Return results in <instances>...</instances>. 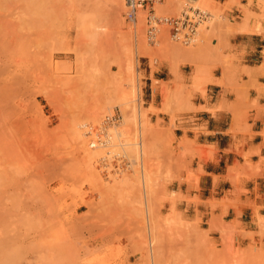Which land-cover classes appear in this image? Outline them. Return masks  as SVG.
Listing matches in <instances>:
<instances>
[{"label":"rangeland","instance_id":"374dc122","mask_svg":"<svg viewBox=\"0 0 264 264\" xmlns=\"http://www.w3.org/2000/svg\"><path fill=\"white\" fill-rule=\"evenodd\" d=\"M21 1L25 10L20 0H0V248L10 244L8 248L12 250L7 251L8 256L4 246L0 261L264 264V217L258 215L259 208H253L256 231L223 228L217 235L182 205L191 200L169 191L171 183L183 181L177 175L181 163L172 147L173 140L155 134L148 119V113L155 112L153 108L144 109L147 65L151 73L167 72L166 84L152 81V90H159L163 108L167 112L190 110L191 90L204 91L214 67L205 61L203 49L212 38H218L214 30L228 26L227 5L210 0L204 8V0H163L155 7L157 16L167 18L178 17L191 6L209 10L211 19L198 29L195 45L186 47L171 40L170 28L165 25L160 27L155 42L148 43L145 12L138 16L143 15L144 27L141 19L136 24L143 35L137 36L140 30L137 32L136 26L125 21V0H119V5L113 0H44L45 5L43 0L38 1L40 4L32 0L40 16L30 0ZM241 1L247 4L240 6L245 18L252 19L260 30L264 2L228 3L239 6ZM28 4L33 14L28 13ZM49 14L55 19H50ZM163 33L175 49L161 47ZM135 37L144 39V49L137 54ZM186 56L202 57L194 63ZM184 65L189 66V85L183 82L179 70ZM228 65L226 61L223 64ZM198 66L204 74L198 71L201 79L194 81ZM130 81L135 85L133 104L120 106L118 97L122 91H131ZM107 102L110 109L101 113L98 122L85 121L88 113ZM116 110L122 119L127 117V132L132 136L121 137L120 143L139 142L138 116L143 124L142 140L148 145L144 151L149 156L143 158L144 174L149 171L153 179L152 185L148 184L153 193L147 189V199L140 183V165L132 162L140 160L131 150L125 152L128 149L124 148L125 155L123 150L117 151L119 147L116 152L110 148L114 153L109 155V148L105 149L91 166L85 165L79 151L82 146L78 130L85 136L84 147H89V129H97L104 117ZM116 140L115 145L119 144ZM235 177L244 176L236 173ZM125 181L134 185L127 186L128 190Z\"/></svg>","mask_w":264,"mask_h":264},{"label":"crops","instance_id":"0c3cea01","mask_svg":"<svg viewBox=\"0 0 264 264\" xmlns=\"http://www.w3.org/2000/svg\"><path fill=\"white\" fill-rule=\"evenodd\" d=\"M212 1L227 5L229 24L215 30L218 38L203 49L205 61L214 66L205 90H191L190 110L167 112L159 90H152V81L168 80L167 72L151 73L146 65L144 109L153 108L148 119L155 134L173 140L181 163L177 175L183 181L171 183L169 191L191 200L182 205L217 235L223 228L256 231L253 208L264 217V24L257 33L249 19L245 32L240 6L246 3ZM199 57L185 59L199 62ZM225 61L229 65L223 73ZM188 68L179 67L186 85L190 84ZM236 173L244 177L237 178Z\"/></svg>","mask_w":264,"mask_h":264},{"label":"bare ground","instance_id":"6f19581e","mask_svg":"<svg viewBox=\"0 0 264 264\" xmlns=\"http://www.w3.org/2000/svg\"><path fill=\"white\" fill-rule=\"evenodd\" d=\"M1 1H3V0H1ZM12 1H13V0H11V1H9V0H6V1H5V0H4L5 3H6V2H7V3H8V2H12ZM28 1H29V0H28ZM28 1H27V2H28ZM30 1H31V2H30L29 4L34 3L32 0H30ZM38 1H40V0H37L36 3H38ZM113 1L116 2L118 5H119V3H120L119 0H113ZM190 1H191V2H197L198 0H190ZM209 1H210V0H204L203 3H205V4L202 3L201 6H203V7L206 6V3L209 2ZM232 1H235V0H232ZM259 1H260V2H261V1L264 2V0H259ZM15 2H16V1H15ZM15 2H14V3H15ZM20 2H21V4H19V5H22L23 3H22L21 0H20ZM20 2H19V3H20ZM52 2H53V1H52ZM52 2H51V3H52ZM171 2H172V1H171ZM0 3H1V2H0ZM14 3H13V4H14ZM16 3H17V2H16ZM16 3H15V4H16ZM24 3H25V2H24ZM36 3H35V4H36ZM41 3H42V2H41ZM49 3H50V1H49ZM51 3H50V4H51ZM176 3H177V1H176ZM29 4H28V7L30 6ZM35 4H32V5L34 6ZM38 4H40V2H39ZM43 4H44V5L46 4V3H44V0H43ZM50 4H49V5H50ZM122 4H123V3H122ZM122 4H120V5L123 6ZM0 5H1V7L3 6L2 4H0ZM6 5H8V4H6ZM17 5H18V4H17ZM24 5H25V4H24ZM24 5H22V6H24ZM32 5H31V6H32ZM44 5H43V6H44ZM47 5H48V4H47ZM47 5H46V6H47ZM161 5H162V4H161ZM174 5H175V3H174ZM121 6H120V7H121ZM177 6L179 7V3L177 4ZM177 6H176V7H177ZM4 7H5V5H4ZM38 7H39V5H38ZM29 8H30V7H29ZM195 8L199 9L198 7H195ZM204 8H205V7H204ZM26 9H27V8H26ZM38 9H39V8H38ZM46 9H47V8H46ZM48 9H49V8H48ZM115 9H116V8H115ZM118 9H119V8H118ZM0 10H1V9H0ZM5 10H6V9H4V11H5ZM7 10H9V8H7ZM23 10H25V6H24V9H23ZM34 10L37 11V9L35 8V6H34ZM42 10H43V9H42ZM44 10H45V9H44ZM44 10H43L42 12H44V14H45L46 11H44ZM49 10H50V9H49ZM49 10H48L47 13H49ZM121 10H122V9H121ZM1 11L3 12V10H1ZM1 11H0V13H2ZM27 11H28V13H29V11L32 13L31 8H30V10L27 9ZM27 11H25V12L27 13ZM6 12H7V11H6ZM21 13H24V12L21 11ZM37 13H38V11H37ZM37 13L35 12L34 15H33L32 17H35V14H37ZM47 13H46V15H47ZM207 13L210 14L209 10L207 11ZM32 14H33V13H32ZM32 14H30V15H32ZM40 14H41V13H40ZM40 14L38 13L37 15L40 16ZM139 14H142V13L140 12ZM139 14H138V16H139ZM21 15H22V14H21ZM46 15H45V16H46ZM50 15H51V14H49V18H50V19H55V18L53 17V15H52V18L50 17ZM27 16H28V14H27ZM42 16H43V13H42ZM47 16H48V15H47ZM142 16H143V15H142ZM142 16H140V18H137V19H141V20H140V23H142V27H144V26H143V25H144V24H143L144 20L141 18ZM24 17H25V16H24ZM26 18H27V20H28L29 17H26ZM37 18H38V17H37ZM47 18H48V17H47ZM116 18H117V17H116ZM30 19H32V21L35 20V18H34V19H33V18H29V20H30ZM39 19H40V18H39ZM20 20H21V19H20ZM20 20H19V22H22V23H23V21H20ZM23 20H24V19H23ZM27 20L24 21V22L26 23ZM48 21H50V20H48ZM52 21H53V20H52ZM116 21H118V20H116ZM248 21H249L248 18H244V19H243V22H242L243 24H241V26H243L242 29H243L245 32L247 31L246 26H247V24H248ZM30 22H31V21H30ZM41 22H42V21H41ZM43 22H45L44 19H43ZM43 22H42V23H43ZM46 22H47V19H46ZM50 22H51V21H50ZM137 23H138V22H137ZM23 24H24V23H23ZM28 24H30V23H28ZM32 24H33V23H32ZM19 25H20V24H19ZM26 25H27V24H26ZM22 26H23V25H20L21 28H23ZM31 26H32V25H31ZM131 28H132V27H131ZM138 28H140V27H138ZM138 28H137V25H136V31L138 32V30H140V31H139V34L137 33L136 35H137V36L139 35V36L142 37L143 33H141V32H143V31H142V29H138ZM143 30H144V29H143ZM214 31H215V30H214ZM214 31H213V32H214ZM260 31H261V30H259L258 28L256 29V32H257V33L260 32ZM247 32H248V31H247ZM249 32H250V31H249ZM253 32H254V31H253ZM256 32H255V33H256ZM261 32H262V31H261ZM134 33H135V32H134ZM165 33H166V32H165ZM165 33H163V35L161 36V43H160V44H161V47H165V48H168V49H175L174 47H171L170 44L168 43L167 38H166L167 35H165ZM161 34H162V32H161ZM136 35H135V36H136ZM135 38H137V39H135V40L137 41V42H135V43H137V46L135 45L136 47H134V48H135V52H136V54H137L139 51H141L140 49L143 47V43H142L141 41H143L144 39L139 40L138 37H135ZM138 40H139V43H138ZM168 40H169V39H168ZM159 41H160V40H159ZM156 43H157V42H156ZM138 44H139V45H138ZM141 44H142V45H141ZM142 49H144V47H143ZM140 53H141V52H140ZM139 55H140V54H139ZM136 57H138V56H136ZM132 58H133V57H132ZM135 60H136V59H135ZM191 63H192V62H191ZM194 63H195V62H194ZM199 67H201V66H198V69H199ZM223 67H224V66H223ZM130 68H131V67H130ZM202 68H203V67H202ZM224 68H225V67H224ZM200 69H201V68H200ZM200 69L197 70V67H196V69L194 70V71H196V73L194 74L195 76L193 77V80H194V81H199V80L201 79V76L204 74V73H203L204 70L202 69V72H200V71H201ZM171 71H172V70H171ZM171 71H170V72H171ZM198 71H199L202 75H201ZM173 72H175V71H172L171 73H173ZM130 73H131V72H130ZM132 74H133V73H132ZM172 75L174 76V75H176V74L173 73ZM174 79H175V78H174ZM176 79H177V77H176ZM176 79H175V81H176ZM133 81H134V80H133ZM133 81H132V82L130 81L132 84H131V86H130V88H131L130 90H131V91H129V93H127V92H125V91H122V92H120V96L118 95L119 97L117 96L118 93H116V97H118V102H119L120 106H125V107H127V106L130 105V103L133 104V101H134V100H132V98H134V96H135V85L133 84ZM167 81H168V80H167ZM173 81H174V80H173ZM171 83H172V82H171ZM173 83H174V82H173ZM165 84H166V82H165ZM128 85H129V83H128ZM127 88H128V87H127ZM116 97H115V98H116ZM105 101H106V100H105ZM110 101H112V100H110ZM113 102H114V101H113ZM104 103H106V102H104ZM107 103H108V102H107ZM94 105H97V103L94 104ZM98 105H99V104H98ZM98 105H97V106H98ZM92 108H93V107H92ZM108 109H110V107H109V103L106 104V105H104V106L101 105L100 107H95L93 111L90 109V110L92 111V113L90 112V113H88L89 115L87 114L88 117H86V120H85V121L90 122V123H91V122H92V123H93V122H95V123L98 122L97 119H98V117H101V113H102L103 111H105V110H108ZM137 115H138V113H137ZM139 115H140V113H139ZM108 116H111V115H108ZM126 116H127V115H126ZM105 117H107V116H105ZM105 117H104V118H105ZM121 120H123L122 123H120ZM132 121H133V120H132ZM127 122H128L127 117H126V119H125V118L122 119V118H121V115H120V119H119V122H118V123H120V124H119V125H117L118 123H117V124H114V125H113V126H114L113 129H111L113 126L107 129V138H108L109 141H108V143H107L106 145H101L100 143H97V142H94V141H93V142L90 141V143H89V145H88L89 147L85 148V147H84V146H85L84 144L86 143V140H84V139H85V136L83 137L84 134H82V132H80V131L78 130V132H79V133L77 132V133L79 134L78 139H80V141H81L80 144H81V146H82V147L80 148L81 150H79V151L82 153V155H83V157H84V160H85L84 163H85V165H87V166H91V165L93 164V161L96 159V157H98V155H99L100 153H102V154H100L101 156L103 155V151H105V149L107 150V149L109 148V149H108V151H109V152H108L109 155L111 154V152H113L114 150H116L115 148H117V147H119V148H118L119 150H117L118 152H119V151L122 152V150H123L124 148L128 149V151L125 149V150H126L125 152H130V150H131L133 153H135V154L137 155L136 158H139V160H140V161H136V160H135L136 162H135V161H132V162H133V164H138V165H140V166H139L140 173H141V182H140V183H142L144 197H145V199H147V198H146V195H147V193L149 192V190H150V192H151V189H152L150 186L148 187V184L150 185V184H151V181L153 182V179L150 178L151 176H150V172H149V171H147V173L144 174V169H145V168H143V167H144V162H146V161H144L143 158L145 157V158L148 159L149 156L147 155V157H146V156H145V153L147 152V150L144 151L145 149H148L147 147H145V146H148V145H146V143L142 140L143 137H142V132H141V131H142V130H141L142 128H141V127H142L143 124H140V123H141V121H140V116H138V135H139L138 138H139V142H135V141H134V142H131V143H128V142H127V143H120L118 140H122L121 137L124 138V137H126V136L128 137V135H130V133H128L129 131L127 132V127H128V126H127V125H128ZM101 123H102V122H101ZM115 125H116V126H115ZM143 128H144V127H143ZM82 129H83V128H82ZM90 129H91V128H90ZM90 129H89V130H90ZM110 130H111V133H110ZM81 131H82V130H81ZM89 133H90V132H89ZM130 136H131V135H130ZM127 137H126V138H127ZM131 137H132V136H131ZM128 138H129V137H128ZM91 139H92V136H91ZM116 139H117V140H116ZM83 140H84L85 142H84ZM115 140L118 141L119 144H116V145H115V144H114V141H115ZM131 140H132V139H131ZM112 142H113V143H112ZM92 145H93V146H92ZM110 148H111V149L114 148V149H112L113 151H112ZM129 148H130V149H129ZM98 149H99V150H98ZM114 152H116V151H114ZM114 152H113V153H114ZM132 152H131V153H132ZM147 153H148V152H147ZM104 154H105V152H104ZM118 154H119V153H118ZM123 154H125V153H124V150H123ZM100 155H99V156H100ZM125 155H126V154H125ZM129 155H130V154H129ZM105 156H106V154H105ZM134 156H135V155H134ZM142 161H143V164H142V163L139 164V162H142ZM147 161H148V160H147ZM137 162H138V163H137ZM146 164H147V163H146ZM131 165H132V164H131ZM149 165H150V164H149ZM149 165H148V166H149ZM136 166H137V165H136ZM146 167H147V166H146ZM139 169H138V170H139ZM147 169H148V168H147ZM147 169H146V170H147ZM134 171H135V170H134ZM7 172H9V171H7ZM136 172H137V171H136ZM12 177H13V176H12ZM125 178H126V177H125ZM0 179H1V178H0ZM127 179H128V178H127ZM2 180H3V179H2ZM2 180H1V181H2ZM124 180H125V179H124ZM1 181H0V182H1ZM123 182H124V181H123ZM1 183H2V182H1ZM3 183H4V182H3ZM120 183H121V182H120ZM134 183H135V182H134ZM132 184H133V183H131L130 181H125V184H124V185H125L126 188L129 190L130 186H133V185H134V184H133V185H132ZM2 185H3V184H2ZM121 185H122V184H121ZM124 185H123L122 187H124ZM129 185H130V186H129ZM151 185H152V184H151ZM118 186H120V185L118 184ZM127 186H129V188H128ZM4 187H5V186H4ZM126 188H125V189H126ZM132 188H133V187H132ZM132 188H131V189H132ZM149 188H151V189H149ZM147 189H148V192L146 191ZM152 190H153V189H152ZM146 192H147V193H146ZM150 192H149V193H150ZM149 193H148V194H149ZM151 193H153V192H151ZM151 193H150V194H151ZM150 196H151V195H150ZM139 203H140V202H139ZM145 203H146V202H145ZM146 206H147V204H146ZM147 207H148V206H147ZM146 211H147V210H146ZM150 211H151V209H150ZM147 213H148V215H149V212H147ZM149 218H150V217H149ZM257 218L260 219L259 216H257ZM260 220H261V219H260ZM149 225H150V224H149ZM150 229H151V228H150ZM151 230H152V229H151ZM148 233H149V232H148ZM156 234H157V233H156ZM151 235H152V234H151ZM151 242H152V241H151ZM7 244H8V243H7ZM9 245H10V244H9ZM9 245H8V246H9ZM4 246L6 247L7 245H6V244L3 245V247H2L3 250H4ZM8 246H7V248H8ZM0 247H1V246H0ZM2 249L0 248V250H1V251H0V256H1V254L3 253V252H2V251H3ZM5 251H6V252H5ZM5 251H4V253H7V251H9V248H8V249H5ZM10 251H11V253H12V250H10ZM10 251H9V252H10ZM4 253H3V254H4ZM3 254H2V255H3ZM7 255H8V253H7ZM7 255L5 254V256H7ZM9 255H10V254H9ZM9 255H8V256H9ZM5 256H3V258H4ZM5 258H6V257H5ZM5 258H4V259H5ZM0 260H1V259H0ZM2 261H3V260H2ZM0 262H1V261H0ZM4 262H5V261H4ZM1 263L4 264L3 262H1Z\"/></svg>","mask_w":264,"mask_h":264},{"label":"built area","instance_id":"2783aa9c","mask_svg":"<svg viewBox=\"0 0 264 264\" xmlns=\"http://www.w3.org/2000/svg\"><path fill=\"white\" fill-rule=\"evenodd\" d=\"M162 3L163 0H125V21L135 27L138 14L145 12V34L148 43L155 42L160 32V27L165 25L170 28V38L173 42L186 47L195 45L198 29L211 19V15L191 6L182 11L176 18L157 16L155 7ZM119 119L120 113L116 110L111 116L105 117L97 129L91 128L87 134L88 136H92L91 142L94 141L101 145H106L109 141L107 129L117 124Z\"/></svg>","mask_w":264,"mask_h":264}]
</instances>
